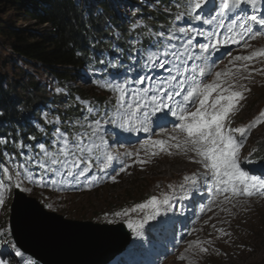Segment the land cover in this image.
Masks as SVG:
<instances>
[{
  "label": "rangeland",
  "instance_id": "rangeland-1",
  "mask_svg": "<svg viewBox=\"0 0 264 264\" xmlns=\"http://www.w3.org/2000/svg\"><path fill=\"white\" fill-rule=\"evenodd\" d=\"M75 1L78 2L79 0ZM125 1L130 2V0ZM139 1L144 3V0ZM214 1L212 0V2L208 3L203 10L209 11ZM94 5L96 4L94 3ZM124 7L123 9L117 10L121 14L118 17L120 19H131V14L135 10V7L129 5H124ZM20 18L23 19V14ZM33 25V21L23 23L17 20L13 13L5 14V10L0 8V29L13 28L19 30L25 28L33 31L35 29ZM201 25L202 23L200 22ZM130 26L131 28H137L140 24L136 22ZM178 29L175 32V37L181 35ZM222 33L223 35H219L217 38L213 37L214 42L216 39L222 41L223 36L227 35L226 31ZM151 36L155 37V39L160 38V41L167 46L163 49L162 47L160 48L162 52L159 51L160 49L155 51L151 47H148L145 53H139L140 57L136 56L137 51L134 49L135 54L131 60L132 66L133 68L137 67L140 60L144 58L143 62L145 61V63H143L142 68L146 71L145 73H149L147 76L153 78L161 75L166 76L167 73L164 69H160L159 67L156 69L146 67L147 64L151 63L147 60L148 54L156 53L159 55L158 52L163 53L166 48L170 47L168 44L169 40L162 38L160 33ZM199 38L202 37L199 36ZM198 42V39H193V44L196 46H189L188 52L193 56H200L201 59L189 60L188 64L190 68L195 64L198 68L203 67L205 69L203 58L208 56V60L211 61V59L209 54L206 55V53L200 51ZM200 42L207 43L208 41ZM120 50L117 51L120 52ZM178 51H184V49ZM131 52L133 54L132 49ZM185 55L187 56L188 53ZM249 55H251L250 50H241L236 56L243 57ZM0 56L4 63L2 75L10 78L15 74L16 77L13 80L15 87L17 85L22 86L25 82L24 75L13 72V63L21 68L24 73L35 76L42 84V87H45L49 92L48 96H51L50 92L52 90L54 93H57L58 87H61L57 86L54 81H47V78L43 77L42 72L33 73V70L29 66H26L22 60L20 62L12 54L10 44L1 36ZM234 56L235 54L231 57ZM129 57H131V54H129ZM231 57H228V59ZM257 58L259 62L254 61V59L248 62V68L243 75L238 77L241 82H230V79L234 77L232 74L236 71L234 65L239 60H233L229 64L222 65L217 71L222 73L218 78L215 76V73L206 71V69L205 76L203 77L199 76L198 68L197 73L194 74L196 75V79L203 84L213 83L219 80L222 86H226L225 82L231 83L233 87L229 89L230 91H240L243 94L244 99L227 118V127L229 130L247 127L252 120L258 117L261 111H264V75L263 77L255 79L256 75L261 71L259 63H264V56H257ZM223 63L225 62L221 64ZM109 65L113 67L114 62L110 60ZM255 65L256 68L250 70V66ZM223 73H226V75ZM75 74L76 80L70 83V87H75L76 85L86 91L92 89L93 92L89 99L90 103L94 102L92 97L104 96L105 92L98 89L101 85L97 84L98 76H96V73L93 75L94 73L90 69L81 68L76 69ZM253 79L255 80L253 81ZM145 82L144 87L149 86L150 82ZM113 91L116 93H113ZM113 91L110 93V98L114 99V104L107 103L106 107L102 104L101 107L106 108L105 110L111 116L116 117V123H105L102 120L99 130L93 134L90 125L94 127V121L100 117L92 115L93 120L76 137L79 138L83 135L85 137L84 142L92 147V151H86L85 153L77 152L78 157L77 154L75 157H68L69 163L73 159L78 160L81 155L87 157L89 164H92L89 162L90 158L95 159L96 164H92L90 172L86 173L87 179L81 177L74 182L67 175L61 176L57 174L54 177L56 183L53 185L52 181L49 180L47 187L28 180H22L23 186L27 189L24 193L29 197L35 198L45 210L62 215L66 219L107 224L124 223L130 230L134 240L130 242L122 254L117 256L109 264H264V195H260L259 189L254 191L251 196H232L229 193V199L226 200L225 194H216L202 181L193 185L191 181L195 177L205 173L207 169L204 168L203 163L199 162L203 158L197 156L194 152L185 151L182 143L181 147H173L177 143V140H172L170 137L176 136L178 141L182 142L186 138V133L178 130V125L182 122L178 118L173 117L171 112H168L166 109L158 112L164 118V126L161 127L164 133L158 134L152 140L164 141L163 146L150 143L149 149L145 147L138 149V146L133 147V143L136 140L135 130L127 128L124 131L107 129L111 133L109 135L102 127L103 125L107 128H118L124 125L123 120L116 116L119 107L117 101L121 93L116 90ZM58 93H63L65 96L70 95L66 87L61 88ZM215 95L216 92H213L209 97V103ZM127 99L128 97L126 96L125 100ZM82 104L84 105L83 102ZM55 105L57 108L59 107L57 104ZM85 105L87 106L88 102H85ZM197 106L198 101L196 105L191 106L190 110L195 111ZM37 107L38 110L42 108L41 106ZM51 109V107H48V109L44 108L40 110V112H44L40 121L45 123V125L52 124L53 128L50 131L51 138L48 142L57 150L63 145L54 143L56 140L54 131L56 127H59L61 122L56 118L55 115L57 114L51 113ZM86 115L88 114L86 113ZM134 120L124 126L130 127ZM49 121H53V123H49ZM56 121H58V124L55 123ZM71 121L79 123V125L84 123V120L81 118L79 120L74 118ZM33 122H36L35 128L37 130L42 133L45 131L42 125L43 123L39 124L38 121ZM67 122H63L60 125L62 128L61 131L65 136H68L64 128ZM232 134L236 138L240 135L236 132ZM249 135H254L255 139L258 140H264V122H259L255 127L251 128L247 133V138ZM119 138L124 143L113 146L115 145V140ZM247 138L244 140L243 146L238 149V164L241 170L248 172L250 176H258V178L264 180V177H259L263 175L261 172L264 173V167L262 165L252 166L247 161V157L251 151L249 149L251 145L246 144ZM69 141V151H75L72 143L73 140L69 138ZM39 144H44L48 149L45 144V139L41 138V140L35 142L34 148L36 150L32 151L33 153L40 152V148L39 150L36 148L39 147ZM48 150L55 154L56 150H53L51 146ZM93 150L96 152L95 155L93 154ZM26 154H28V151H26ZM131 154L143 156V159L140 160L141 164L133 166L131 169L113 170L114 172L112 171L109 176L110 180L108 181V185L104 184L102 178L109 172V168L116 166L119 159L122 160L125 156L131 157ZM108 155L113 157L112 161H108ZM42 159L47 158L42 157ZM26 160L27 158L17 159L13 154H5L4 162L0 166L2 168L8 166L10 168V175L15 178L18 170L20 172L26 171V169L19 167ZM105 164L108 165V168L103 172L100 171ZM29 166L32 167L31 164ZM2 171L0 170V178H2ZM92 171L93 173L91 174ZM185 177L189 179L185 180ZM35 178L39 179V176ZM153 198H155L156 204H148V201ZM11 199L12 194L7 197L5 204L0 206V234H3L0 235V256L7 260L9 264H16L17 261L20 264H25V261L27 264H32V259L24 254L22 258L16 257L11 247L13 241L8 228V212ZM165 199H167L168 203H164ZM139 204H145L147 206L140 209L136 207ZM133 208L136 210L131 211ZM125 211H127V215L122 217L115 215L116 212ZM177 212L179 213L176 215L175 213ZM145 216L151 218L147 222H144ZM129 220L143 223V227H137L136 230L130 229L127 226V221ZM109 221L113 222L109 223ZM177 222L178 224L176 225ZM191 222L195 224L189 233L190 238L188 237V239L183 240L184 226L186 223L189 225ZM157 235L159 236V244L155 240ZM137 247H139L141 254H135Z\"/></svg>",
  "mask_w": 264,
  "mask_h": 264
},
{
  "label": "snow or ice",
  "instance_id": "snow-or-ice-1",
  "mask_svg": "<svg viewBox=\"0 0 264 264\" xmlns=\"http://www.w3.org/2000/svg\"><path fill=\"white\" fill-rule=\"evenodd\" d=\"M210 2L212 0H189L185 13L186 16H191L193 22L202 21L204 25L214 26L212 31H198L195 34L196 36L204 37L208 41L207 43L198 42L202 53L209 52L210 49L215 51L220 44L239 43L244 40L245 33H253V29L248 23L249 21L264 28V12H260V7H264V0H219L215 14L210 17L202 16L200 13ZM248 5L251 6L252 14L244 16L238 14L237 10L242 11V6ZM229 14L235 15L231 20V24L226 26L224 21ZM182 18L180 15L176 16L178 21ZM238 22L239 28L243 31L236 33L235 27ZM225 27L230 35L226 36L223 41L216 39L213 42V37L223 35V33L219 32V29ZM178 32L185 38V43L181 45L184 51L175 50L177 46L172 44L162 54L150 53L147 56V60L151 63L147 64L146 67L164 69L167 73L166 76L161 75L153 78L144 75L139 77V79L132 78L126 81L124 85L114 86L108 81L101 85L102 88H114V90L121 93L117 101L119 107L116 116L123 120L124 125L129 124L133 119L140 120L142 116L143 121L140 126L145 132H148V118L166 109L171 112L173 117L178 118L182 122L178 125V130L186 133V138L182 142L178 141L176 136L170 137L172 140H177L173 147H181L182 143L185 151L194 152L197 156L203 158L199 162L203 163L204 168L207 169L205 173L191 181L193 185L202 181L216 194H225L226 200L229 199V193L232 196H251L257 189H259L260 195H264V180L256 176H250L248 172L241 170L238 164V149L243 146L248 131L255 127L257 123L264 122V111H261L258 117L252 120L247 127L229 130L227 118L244 99L243 94L240 91H230L229 89L233 85L227 82H225L226 86H222L219 80L207 84L199 82L196 79V75H194L197 73L198 66L193 64L190 68L188 64L189 60L201 59L200 56H193L188 52L189 46H196L193 44L194 37L191 36L190 29L185 27H179ZM160 35L163 36V33ZM251 38L255 39V34H252ZM168 39L172 41L177 39V37L169 36ZM186 53H188L187 56L185 55ZM257 56H264V50L253 52L250 56H236L235 60L247 61ZM208 58V56H205L203 62L206 63ZM133 59L135 58L133 57ZM129 71L131 72L132 69L130 68ZM198 74L201 77L205 76V69L199 67ZM223 74L226 75V73ZM221 75V72L215 73L217 78ZM145 81L150 82L149 86L138 87L143 86ZM57 91L59 92L60 89H57ZM213 92H216V95L209 103V97ZM126 96L128 97L127 100H125ZM197 101L198 106L195 111H191V106L196 105ZM88 112L95 113L100 117L94 121V127L90 125L93 134L99 130L102 120L105 123H116V117L111 116L107 110L101 115L96 112L94 107L90 106ZM137 112L140 115H136ZM84 119L87 120L88 117L85 116ZM49 123H53V121H49ZM55 123L58 124V121ZM174 131L176 130L174 129ZM233 132L239 133V137H234ZM54 136L56 137L54 143L63 145L55 151V154L49 151L44 144H39L40 152L33 153L29 149L27 160L19 166L26 169V171L20 172L18 170L15 178H13L10 175V168L8 166L3 167L2 178H0V206H3L7 197L12 194L13 187L21 192L27 190L23 186L22 180H28L47 187L49 180L52 181L53 185L56 183L54 177L57 174L61 176L67 175L74 182L81 177L87 179L86 173H89L92 168V164L87 162V157L81 155L78 160L73 159L71 163L68 160L69 156L75 157L77 152L92 151V147L84 142L85 137L82 135L79 138H74L72 143L75 151H69V137L65 136L59 127L55 128ZM150 143L163 146L164 141L155 140L150 141ZM0 145H3L6 150L5 139H0ZM42 157L47 159H42ZM9 158L11 159L10 155ZM107 159L112 161L113 157L108 155ZM30 164L32 167L29 166ZM107 168L108 165L105 164L100 171L103 172ZM36 176H39V179H36ZM188 179V177H185V180ZM164 203H168L167 199H165ZM148 204L155 205V198L149 200ZM146 206L145 204H139L136 207L143 209ZM135 210V208L131 209V211ZM115 215L122 217L127 215V211L116 212ZM150 218L145 216L144 222H147ZM112 222L109 221V223ZM127 226L136 230L137 227H143V223L129 220L127 221ZM11 247L16 257H23V253L15 243ZM0 264H9V262L0 256ZM16 264H20V262L17 261ZM25 264H27L26 261Z\"/></svg>",
  "mask_w": 264,
  "mask_h": 264
},
{
  "label": "trees",
  "instance_id": "trees-1",
  "mask_svg": "<svg viewBox=\"0 0 264 264\" xmlns=\"http://www.w3.org/2000/svg\"><path fill=\"white\" fill-rule=\"evenodd\" d=\"M92 1L90 5L89 0H0V8L5 10V14L13 13L23 23L33 21L35 27L33 31L25 28L0 29V36L10 44L12 54L29 66L33 73L42 72L44 78L56 82L57 86L68 85L66 89L70 94L65 96L52 90L51 96H48L49 92L35 76L24 73L13 63V72L24 75L25 82L15 87V74L10 78L2 75L4 63L0 56V139H5L7 145L6 150L0 145V165L4 162L5 154L25 159L26 151H34L35 142L41 138L47 140L45 144L48 147L51 146L48 140L53 126L40 121L44 113L40 110L51 107V113L57 114L55 116L61 123H71L74 118H81L84 122L92 119L83 112L81 102L89 99L93 90L86 91L76 85L70 87V83L76 79L78 67L85 63L97 65L100 58H108L105 53L114 57L119 47L123 50L119 58L122 64L107 73L113 75L129 71L131 64L125 61L128 60L127 54L134 48L131 37L132 34L136 36V33H128L129 22L119 19L113 7L114 4L119 5L120 9L123 0ZM123 4L127 5L125 2ZM128 4L137 7L142 17L140 20L145 22L139 29L140 34H149L148 28L153 30L161 25L168 27L177 13L186 12L188 5L186 0H144V3L130 0ZM22 14L23 19L20 18ZM143 38L142 43L135 41L134 45L144 47L149 37ZM37 106L42 108L38 110ZM33 121L43 123L45 131L42 133L37 130L36 122ZM252 145V156L257 161L264 160V142L254 141Z\"/></svg>",
  "mask_w": 264,
  "mask_h": 264
},
{
  "label": "water",
  "instance_id": "water-1",
  "mask_svg": "<svg viewBox=\"0 0 264 264\" xmlns=\"http://www.w3.org/2000/svg\"><path fill=\"white\" fill-rule=\"evenodd\" d=\"M8 223L13 243L38 264H108L130 242L122 223L66 219L19 189L13 190Z\"/></svg>",
  "mask_w": 264,
  "mask_h": 264
},
{
  "label": "bare ground",
  "instance_id": "bare-ground-1",
  "mask_svg": "<svg viewBox=\"0 0 264 264\" xmlns=\"http://www.w3.org/2000/svg\"><path fill=\"white\" fill-rule=\"evenodd\" d=\"M217 49H219V51H223V52H227V54L225 55V58H227L228 59V57H231L233 54H235L238 50H239V46L236 44V43H228V44H222V46H220V47H217ZM219 51L218 50H216V51H213V56L211 57V59L213 60V64H215V61L217 60V59H219L220 58V56H218L217 54L219 53ZM220 63H222V62H220ZM76 80V79H75ZM48 81V80H47ZM50 81H52V80H50ZM57 85V84H56ZM62 88H65V87H68V85H60ZM63 86H65V87H63ZM66 131V130H65ZM67 132V131H66ZM53 135V134H52ZM45 141H47L46 139H45ZM118 142H122V140L121 139H118L117 140ZM48 143H50V142H48ZM36 148H38V150H39V147H36ZM24 157L26 158L27 157V155H24ZM177 194H179V193H177ZM190 194V193H189ZM184 195V194H183ZM12 197H13V194H12ZM11 203H12V201L10 202V205H11ZM179 212H177V213H175L176 215L178 214ZM223 216V215H222ZM174 219V218H173ZM173 222H174V220H173ZM178 224V222L176 223V225ZM195 223L194 222H191L189 225H188V223H186V225L184 226V229H183V233H184V239L183 240H186V239H188V237H189V233H190V231L192 230V228H193V225H194ZM224 226V225H223ZM217 229V228H216ZM221 229V228H220ZM223 229V228H222ZM194 230V229H193ZM218 230V229H217ZM225 231H226V229H225ZM179 232V231H178ZM218 232V231H217ZM182 236V235H181ZM190 238V237H189ZM11 239H12V237H11ZM179 239V238H178ZM134 239H133V236L131 235V242L133 241ZM153 241V240H152ZM206 242H208V241H206ZM212 245V244H211ZM143 246V245H142ZM155 247V246H154ZM206 247V246H205ZM209 247V246H208ZM153 251V250H152ZM151 251V252H152ZM141 254V253H140ZM142 259V258H141ZM155 263V262H154Z\"/></svg>",
  "mask_w": 264,
  "mask_h": 264
}]
</instances>
